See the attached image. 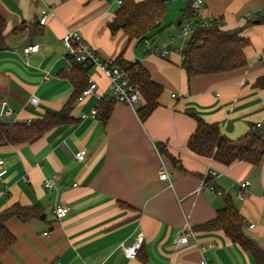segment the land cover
I'll list each match as a JSON object with an SVG mask.
<instances>
[{"label":"crops","instance_id":"crops-1","mask_svg":"<svg viewBox=\"0 0 264 264\" xmlns=\"http://www.w3.org/2000/svg\"><path fill=\"white\" fill-rule=\"evenodd\" d=\"M195 1L168 0L158 26L144 38L130 39L122 30L112 35L107 26L117 0H0L8 32L7 48L0 52V101L7 100L14 119L39 118L69 101L74 88L62 76L71 65L62 44L69 30L79 31L107 65L137 61L162 87L157 106L143 119L136 110L146 104L144 98L136 109L112 100L105 122L99 115L80 119L98 104L91 96L74 100L73 122L52 126L33 142L0 145L6 170L0 177V211L18 203L39 205L44 215L6 221L15 241L0 256L1 264H199L202 258L212 264H253L223 231L198 226L212 220L229 196L244 233L264 249V153L256 166L244 160L225 165L195 154L187 144L197 117L217 124L230 139L257 123L264 128V88L255 86L264 76V23L254 22L264 0H201L193 10ZM47 8L52 13L39 24ZM187 19L197 24L219 19L224 29L241 28L250 42L246 66L188 78L181 67L184 38L176 35ZM171 29L173 34L158 43ZM161 43L170 51L164 58L153 54ZM35 44L37 50L24 55L23 48ZM88 74L97 93L113 98L95 67ZM80 150L86 151L83 161L75 160ZM161 164L168 179H160ZM47 178L55 180L50 190L43 185ZM245 180L250 185L241 191ZM60 205L69 211L57 219L54 209ZM187 225L198 245L176 243ZM139 235L137 256L127 258L121 245H133Z\"/></svg>","mask_w":264,"mask_h":264},{"label":"trees","instance_id":"trees-1","mask_svg":"<svg viewBox=\"0 0 264 264\" xmlns=\"http://www.w3.org/2000/svg\"><path fill=\"white\" fill-rule=\"evenodd\" d=\"M168 0H121L113 19L107 23L112 35L122 30L130 39H141L158 26L164 14V4ZM191 9L188 15L193 16ZM259 23H264V11L257 15ZM250 23V22H249ZM14 32V29L11 31ZM6 20L0 15V52L7 48ZM250 44L242 36V29H224L215 25L198 27L180 51L181 67L188 78L229 72L246 66L244 49ZM70 68L62 76L73 86L74 92L69 101L57 111H46L41 117L27 121H6L0 118V145H16L33 142L40 138L49 128L66 125L74 120L70 117L72 105L80 91L87 85L86 74L89 67L70 59ZM117 66L125 71L131 83L141 86L146 104L136 110L140 119L148 116L157 106L162 87L152 82L146 69L137 61ZM256 87L264 88V76L257 78ZM101 109V110H100ZM99 117L106 121L112 109L111 101L100 103ZM197 125L189 137L188 148L199 156L212 157L214 160L230 165L244 160L258 165L264 153V128L252 125L247 133L237 139H230L221 133L217 124L196 119ZM161 152L162 150L159 149ZM39 205L24 206L15 203L0 211V256L10 249L15 237L6 228V221L15 218L26 222L41 217ZM243 219L229 196L224 197V205L216 216L198 226L207 231L221 230L233 242L250 254L253 264H264V249L248 237L243 231ZM195 232V231H194ZM138 253V252H137ZM137 256V254H136ZM1 264V263H0Z\"/></svg>","mask_w":264,"mask_h":264},{"label":"built area","instance_id":"built-area-1","mask_svg":"<svg viewBox=\"0 0 264 264\" xmlns=\"http://www.w3.org/2000/svg\"><path fill=\"white\" fill-rule=\"evenodd\" d=\"M201 0H196L193 3V10H196L200 7ZM121 6V0H117V7ZM52 11L47 8L42 11V16L39 19V24H44L48 15L51 14ZM215 25L218 27H222L223 22L222 20H213V21H203L201 24L193 23L192 19H187L184 23H182L178 30L176 31V35L184 38V43L182 49L186 46L187 40L190 35L198 28L202 26H211ZM62 44L68 50L67 56L70 59L75 60L78 63H82L85 67H95L96 70L108 81V88L112 89L113 91V98L106 96L104 93H97V84L94 80H91L89 74L87 73L88 82L87 85L80 91L77 95L76 100L78 102H82L84 99L96 96L98 99L97 106L89 113V114H82L80 119L85 118H97L99 115V107L101 102L106 101H118L130 106L133 109H136V105L143 99L141 86L138 84L131 83L130 80L127 78L125 71L118 67V66H110L103 62L96 53L89 47V45L83 39L81 33L77 30H69L66 31L64 36L62 37ZM38 45H28L23 48L24 55H29L30 53L36 51ZM180 49V51L182 50ZM169 49L167 48L165 43H161L153 48V54L158 57H166L169 53ZM174 96V94H172ZM29 102L32 105H36L38 103V99L36 96H31ZM15 112L9 107L7 100L2 99L0 101V118L1 119H10L11 121H17L13 118ZM256 127H260V124L257 123ZM86 155L85 150H80L75 154V160L83 161ZM160 179H168L166 169L164 164L160 166ZM6 173L4 168V161L0 160V177ZM211 175L217 176V173L212 172ZM44 188L46 190L52 189L55 185V180L53 178H47L44 180ZM205 185V184H204ZM250 185L248 180H245L240 183V189L245 190ZM211 191L213 188L210 187ZM218 194H221L218 192ZM237 199H243V195L241 193L237 194ZM69 211V207L67 206H56L54 209L55 217L60 219L64 217ZM251 227V225H250ZM142 241V236L139 235L136 239L135 243L131 246H124L121 245V250L123 254L127 258H135L138 252ZM193 242L198 245L195 232L194 230L187 225L185 230L181 233V235L177 238V244H185ZM199 264H212L207 261L206 258H202Z\"/></svg>","mask_w":264,"mask_h":264},{"label":"rangeland","instance_id":"rangeland-1","mask_svg":"<svg viewBox=\"0 0 264 264\" xmlns=\"http://www.w3.org/2000/svg\"><path fill=\"white\" fill-rule=\"evenodd\" d=\"M175 27V26H174ZM175 31V29H171L169 31H166L165 33L159 35V40H157L158 43H160L161 40H166V37L168 36L169 33H172ZM189 39V38H188ZM152 42H156V39L155 40H152ZM6 120V119H4ZM7 121V120H6Z\"/></svg>","mask_w":264,"mask_h":264},{"label":"water","instance_id":"water-1","mask_svg":"<svg viewBox=\"0 0 264 264\" xmlns=\"http://www.w3.org/2000/svg\"><path fill=\"white\" fill-rule=\"evenodd\" d=\"M254 22H258V21L256 20ZM180 24H181V21H178V25H180ZM41 218H44V215H42Z\"/></svg>","mask_w":264,"mask_h":264}]
</instances>
